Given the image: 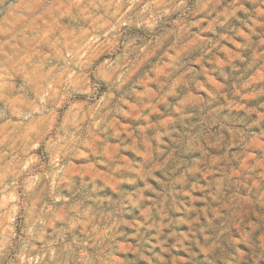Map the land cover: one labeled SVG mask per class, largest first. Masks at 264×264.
Returning <instances> with one entry per match:
<instances>
[{
  "label": "clouds",
  "instance_id": "obj_1",
  "mask_svg": "<svg viewBox=\"0 0 264 264\" xmlns=\"http://www.w3.org/2000/svg\"><path fill=\"white\" fill-rule=\"evenodd\" d=\"M0 264H264V0H0Z\"/></svg>",
  "mask_w": 264,
  "mask_h": 264
}]
</instances>
